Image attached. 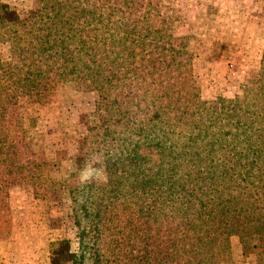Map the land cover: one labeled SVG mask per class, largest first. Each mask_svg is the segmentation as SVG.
<instances>
[{"label": "trees", "instance_id": "trees-1", "mask_svg": "<svg viewBox=\"0 0 264 264\" xmlns=\"http://www.w3.org/2000/svg\"><path fill=\"white\" fill-rule=\"evenodd\" d=\"M36 1L21 15L0 0V174L35 185L10 117L73 82L99 93L85 125L105 177L68 186L79 247L52 243L50 264H238L234 237L264 256V54L242 98L206 102L190 47L118 0Z\"/></svg>", "mask_w": 264, "mask_h": 264}, {"label": "rangeland", "instance_id": "rangeland-1", "mask_svg": "<svg viewBox=\"0 0 264 264\" xmlns=\"http://www.w3.org/2000/svg\"><path fill=\"white\" fill-rule=\"evenodd\" d=\"M26 15L36 0H2ZM137 21L148 18L161 39L190 47L195 86L203 101L242 98L255 85L264 54V0H118ZM11 58L0 43V62ZM99 93L73 82L51 92L45 104L20 100L9 137L19 163L40 164L35 185L20 174H0V264H50L52 243L69 240L78 251L68 186L89 164L88 181L103 182L104 169L90 155L86 121L96 114ZM36 173V172H35ZM81 180V179H80ZM35 186H37V192ZM238 264H263V254L243 253L232 238ZM259 253V254H258Z\"/></svg>", "mask_w": 264, "mask_h": 264}, {"label": "clouds", "instance_id": "clouds-1", "mask_svg": "<svg viewBox=\"0 0 264 264\" xmlns=\"http://www.w3.org/2000/svg\"><path fill=\"white\" fill-rule=\"evenodd\" d=\"M96 170L92 167L91 164L87 165L81 172L80 179L82 181H88L89 179L93 178Z\"/></svg>", "mask_w": 264, "mask_h": 264}]
</instances>
